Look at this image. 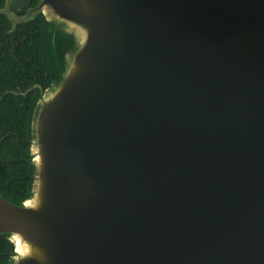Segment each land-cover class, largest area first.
Here are the masks:
<instances>
[{
	"label": "water",
	"instance_id": "obj_1",
	"mask_svg": "<svg viewBox=\"0 0 264 264\" xmlns=\"http://www.w3.org/2000/svg\"><path fill=\"white\" fill-rule=\"evenodd\" d=\"M13 5L60 77L34 87L29 197L0 192L8 264H264V0Z\"/></svg>",
	"mask_w": 264,
	"mask_h": 264
},
{
	"label": "trees",
	"instance_id": "obj_2",
	"mask_svg": "<svg viewBox=\"0 0 264 264\" xmlns=\"http://www.w3.org/2000/svg\"><path fill=\"white\" fill-rule=\"evenodd\" d=\"M3 3L0 0V7ZM47 27L45 18L38 16L11 32L10 20L0 14V192L16 202L26 200L31 190L29 139L32 113L40 96V91H31L26 97L23 93L36 84L46 90L60 77L56 53L46 37ZM73 44L72 37L58 36L61 59ZM12 250L11 241L0 237V264H8Z\"/></svg>",
	"mask_w": 264,
	"mask_h": 264
},
{
	"label": "flooded vegetation",
	"instance_id": "obj_3",
	"mask_svg": "<svg viewBox=\"0 0 264 264\" xmlns=\"http://www.w3.org/2000/svg\"><path fill=\"white\" fill-rule=\"evenodd\" d=\"M5 2H6V0H4V3L0 7V9L5 6ZM34 2H35V0H14V5L12 6L13 7L12 8L13 12L17 13L18 15H24L29 8L33 7ZM0 42L2 43V30H0ZM36 85H39V84H36ZM36 85H34L33 87H30L29 89H27L26 92L23 93L24 97H26L27 94L30 93L31 91H38L39 92L40 91L39 88H34V87H36ZM1 93L2 92H1V89H0V94ZM13 93H15V92H13Z\"/></svg>",
	"mask_w": 264,
	"mask_h": 264
},
{
	"label": "clouds",
	"instance_id": "obj_4",
	"mask_svg": "<svg viewBox=\"0 0 264 264\" xmlns=\"http://www.w3.org/2000/svg\"><path fill=\"white\" fill-rule=\"evenodd\" d=\"M10 239H19V236H18V234H13V236L10 237ZM25 248H26V254H27V253H30V251H31L30 246H27V245H26Z\"/></svg>",
	"mask_w": 264,
	"mask_h": 264
}]
</instances>
